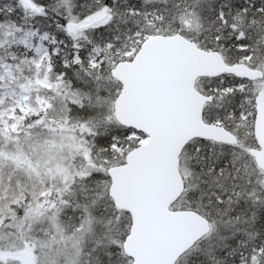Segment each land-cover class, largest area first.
Segmentation results:
<instances>
[{"label": "snow or ice", "instance_id": "obj_1", "mask_svg": "<svg viewBox=\"0 0 264 264\" xmlns=\"http://www.w3.org/2000/svg\"><path fill=\"white\" fill-rule=\"evenodd\" d=\"M0 264H264V0H0Z\"/></svg>", "mask_w": 264, "mask_h": 264}]
</instances>
